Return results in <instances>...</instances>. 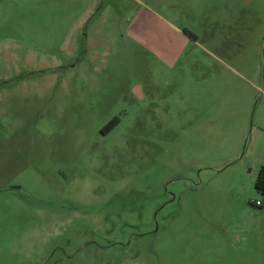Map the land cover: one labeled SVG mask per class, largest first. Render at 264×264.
Segmentation results:
<instances>
[{
	"label": "rangeland",
	"instance_id": "374dc122",
	"mask_svg": "<svg viewBox=\"0 0 264 264\" xmlns=\"http://www.w3.org/2000/svg\"><path fill=\"white\" fill-rule=\"evenodd\" d=\"M263 166L264 0H0V264H264Z\"/></svg>",
	"mask_w": 264,
	"mask_h": 264
},
{
	"label": "trees",
	"instance_id": "16d2710c",
	"mask_svg": "<svg viewBox=\"0 0 264 264\" xmlns=\"http://www.w3.org/2000/svg\"><path fill=\"white\" fill-rule=\"evenodd\" d=\"M119 117H114L104 128L103 133L108 134L110 133L119 123H120ZM256 189L260 193L264 195V166L260 169L259 175L256 181Z\"/></svg>",
	"mask_w": 264,
	"mask_h": 264
},
{
	"label": "crops",
	"instance_id": "0c3cea01",
	"mask_svg": "<svg viewBox=\"0 0 264 264\" xmlns=\"http://www.w3.org/2000/svg\"><path fill=\"white\" fill-rule=\"evenodd\" d=\"M137 88H139V89H140V91L142 92V94H143V97H144V99H145V97H146V96H145V94H144V91H143V89H142L140 86H138ZM137 88H136V89H137ZM136 89H135V90H136ZM262 206H263V205H262ZM262 206H260V207H262Z\"/></svg>",
	"mask_w": 264,
	"mask_h": 264
},
{
	"label": "built area",
	"instance_id": "2783aa9c",
	"mask_svg": "<svg viewBox=\"0 0 264 264\" xmlns=\"http://www.w3.org/2000/svg\"><path fill=\"white\" fill-rule=\"evenodd\" d=\"M263 205V203L262 202H260V201H258V202H256V206H262Z\"/></svg>",
	"mask_w": 264,
	"mask_h": 264
}]
</instances>
